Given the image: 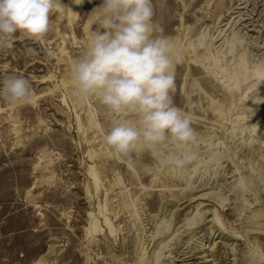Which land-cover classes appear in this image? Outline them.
I'll use <instances>...</instances> for the list:
<instances>
[{"label": "rangeland", "instance_id": "1", "mask_svg": "<svg viewBox=\"0 0 264 264\" xmlns=\"http://www.w3.org/2000/svg\"><path fill=\"white\" fill-rule=\"evenodd\" d=\"M61 3L42 39L0 51V79L33 92L0 100V264H264V0H153L185 57L174 103L198 136L182 169L106 145L115 117L69 78L102 0Z\"/></svg>", "mask_w": 264, "mask_h": 264}, {"label": "clouds", "instance_id": "2", "mask_svg": "<svg viewBox=\"0 0 264 264\" xmlns=\"http://www.w3.org/2000/svg\"><path fill=\"white\" fill-rule=\"evenodd\" d=\"M62 5L61 0H0V51L13 48L17 33L42 39L50 16ZM91 14L97 16L96 27L69 69L71 95L80 101L95 98L115 117L104 142L117 154L131 160L137 150H145L162 167L184 168L197 159L188 149L198 136L191 112L174 103L176 68L185 57L154 20L153 0H102ZM192 87L187 109L197 107L198 84ZM0 100L31 105L30 80L3 76Z\"/></svg>", "mask_w": 264, "mask_h": 264}, {"label": "bare ground", "instance_id": "3", "mask_svg": "<svg viewBox=\"0 0 264 264\" xmlns=\"http://www.w3.org/2000/svg\"><path fill=\"white\" fill-rule=\"evenodd\" d=\"M247 28V27H246ZM260 32V31H259ZM258 76H259V74H258ZM261 79V82H264V77H262V78H260ZM260 82V83H261ZM228 178V177H227ZM244 210V209H243ZM214 220L215 219H211L209 222H214ZM109 226V232H110V234H113L114 232H113V230H112V228H111V226L110 225H108ZM157 231V230H156ZM213 232H211V234H212ZM157 235V233H155L154 235H153V238L155 237ZM158 236V235H157ZM214 236H215V234L212 236V238H214ZM150 238H151V236H150ZM219 237H216V239H218ZM215 245H216V243H215V240H214V242H213V244H212V247L214 246L215 247ZM202 246V245H201ZM143 249V248H142ZM161 249H163V247L161 248ZM232 250H233V248H232ZM159 253H160V251H158ZM157 254L156 255V257H157V261L159 260V258H160V254ZM259 254V253H258ZM189 255H190V251L189 252H187L186 254H185V258L181 261L182 263L181 264H188V262L190 261V257H189ZM232 256V255H231ZM233 257H234V255H233ZM182 258V257H181ZM234 259V258H233Z\"/></svg>", "mask_w": 264, "mask_h": 264}]
</instances>
